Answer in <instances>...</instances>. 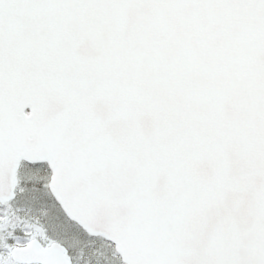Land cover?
I'll return each mask as SVG.
<instances>
[{
    "label": "snow or ice",
    "instance_id": "6c2138e0",
    "mask_svg": "<svg viewBox=\"0 0 264 264\" xmlns=\"http://www.w3.org/2000/svg\"><path fill=\"white\" fill-rule=\"evenodd\" d=\"M0 264H264V0H0Z\"/></svg>",
    "mask_w": 264,
    "mask_h": 264
}]
</instances>
